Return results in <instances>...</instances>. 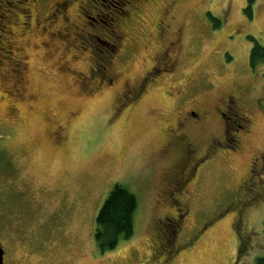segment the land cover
Wrapping results in <instances>:
<instances>
[{
    "label": "rangeland",
    "instance_id": "rangeland-1",
    "mask_svg": "<svg viewBox=\"0 0 264 264\" xmlns=\"http://www.w3.org/2000/svg\"><path fill=\"white\" fill-rule=\"evenodd\" d=\"M166 1L152 0L147 16L134 21V25L141 27L142 36L147 38L153 30ZM124 3V0L36 1L33 22L34 18L44 19L57 6L56 14L45 26L59 25L60 15L68 11L72 19L83 15L96 32L86 36L79 31L80 36L70 41L69 47H65L68 38L54 39L55 51L51 52L49 48L42 49L46 35L30 28L25 36L30 57L27 76L28 82L33 81L35 92L31 102H37L40 94L39 110L21 91L29 85L23 79L19 84L24 65L10 66L14 70L12 101L19 112L4 109L6 98L1 92L0 243L6 264L126 263L130 250H146L152 244L151 239L157 244L156 236L163 229L154 227L155 220L175 210L174 205H166L165 197L187 199L188 189L183 183L172 185L163 178L168 164L163 134L170 129L167 123L175 120L178 110L156 92L157 87L132 113L117 120L113 113L119 100L106 89L92 98L85 97L82 91V96L66 93L69 80L77 71L65 76L66 83L60 73V69L64 72V66L55 63L63 50L65 59L72 53L78 56L74 67L85 71L89 65H95L98 70L107 51L112 52L115 47L111 44L107 47L109 40L106 42L102 34L117 31L116 16H124L118 21L127 19ZM186 4L180 3L173 12L172 29L176 32L182 28L183 37L180 61L171 84L181 87L186 97L200 101L204 95L212 99L232 81L243 83L247 95H253L250 112H245L252 121V133L244 151L248 156L242 162L235 166L228 156L214 159L189 188L190 216L174 239L182 250L174 254L177 259L173 264H256L257 258L264 255V188L257 200L238 209L229 207L238 204L234 199L244 195L236 190L239 172L245 171L249 156L258 154L264 146V99H260L264 96V62L256 69L250 64L251 48L255 44L264 47V0H194ZM76 6L81 7L80 13ZM142 36L135 37L130 48L125 47L127 52L119 64L117 54L112 53L114 65L124 76L132 73L124 66L133 57L135 60L146 55L149 60L159 50L147 43L141 48L140 43H145ZM5 68L6 64L0 65V77ZM95 74V83L103 79L106 82L110 77L109 68L105 71L100 68ZM4 86L1 90H7L8 85ZM209 89L213 91L203 95ZM53 105L63 108L51 112L49 108ZM42 113L53 118L50 132L56 134L59 126L63 128L64 139L51 135L57 141L48 140V126L40 119ZM190 137L201 146L200 134L190 133ZM116 184L137 199L133 235L121 239L116 248L102 252L96 240V219ZM237 216L243 219L242 236L252 233L243 253L240 235L233 229ZM171 231L168 228L166 236Z\"/></svg>",
    "mask_w": 264,
    "mask_h": 264
},
{
    "label": "flooded vegetation",
    "instance_id": "flooded-vegetation-1",
    "mask_svg": "<svg viewBox=\"0 0 264 264\" xmlns=\"http://www.w3.org/2000/svg\"><path fill=\"white\" fill-rule=\"evenodd\" d=\"M192 1L194 0H167L166 4L161 7L162 13L157 21H155L153 30L148 32V37L146 38V35L142 36L141 27L133 23L134 21H139L138 19L143 16H147L152 0H124V5L127 6V19L118 21V19L124 16H116L117 31L115 29L114 32H117V35L113 34L114 32L111 30L107 31V34H102L106 42L109 40L106 46L110 44L115 46L112 52L107 51L105 59L102 60L96 68L98 70L102 68L104 71L109 68L110 77L106 78V82H104L103 79L101 82L95 83L97 81L95 73L98 71L94 69L95 65L94 67L89 65L86 67L85 71H81L74 67V62L78 56L73 53L68 54V57L65 59L62 55V50L60 58L55 60V63L58 64L59 67L64 66L63 73L62 69H60L63 78H65L67 74L71 75L70 73L72 70L77 71V73L72 74L74 76L69 80L70 86L66 88V93L82 96V91L85 93V97L92 98L95 94H102L104 92L103 90L106 89L105 91H107L108 94L110 93L117 101H120L119 106L117 108L115 107L113 113L117 120H119L123 114L128 115L132 113L134 109L144 102L145 98L155 93H153V91L157 87L156 92H159L160 95L162 94L164 99L169 101V105L175 106L178 110L176 114L177 118L174 116L175 120L172 121V123H167V127L170 129L163 134L167 149H164L166 153L165 157L168 162L162 173L163 178L171 182L172 185L183 183V186L188 190L192 189L190 187L196 183L198 176L210 161L214 159L223 160L226 159L223 158L224 156H228V159H232L230 162L236 166L237 162H242L248 156L244 151L250 142L249 135L252 133V128L250 127L252 121L247 113L250 112L252 107L250 98L253 96L247 95V89L243 83L232 81L229 85H226L223 90L215 94L212 99L208 100L204 95L213 91L209 89L203 93L204 100L194 101V98L184 95L185 92L181 87L171 84V79L180 61L181 42L183 37L182 28L176 32L172 29V21L174 19L173 12L180 3H187L186 5H188ZM66 4L68 5V2H66ZM80 9V6H76V10H78L79 13ZM56 12L57 6L52 7L50 13L44 19L40 20V18H34V22L31 19V25L29 29L26 30L27 33L30 28L33 29V27H35L39 33L41 30V34L46 35V40L44 38L42 40L43 50L49 48V51H55L54 47L52 49L53 43L55 40L62 38H68V40L65 41V47H69L68 43L76 40L80 36L79 31L83 32L86 36L92 35L91 32L93 34L96 32V28H93L87 19H84L85 17L83 15L72 19L69 17L68 11L66 13L61 12L59 25L45 26V22H50ZM52 35L54 36L53 38ZM141 36L143 37L142 40L145 42L142 44L140 43L141 48H145L147 43L149 47L158 46L159 50L155 51L153 54L154 57L149 60L146 58V55L136 57L135 60V57H133L124 66L125 70L132 73L131 75L124 76L122 71H119L118 67L114 65L115 58L112 59L114 57L112 53L115 55L117 54L118 57H116V60H118L119 64L124 59L120 60L127 52L126 48H130L135 42H133L135 37L140 39ZM26 44L25 42L24 45ZM26 48L24 47L23 49L26 50ZM145 51L148 50L145 49ZM26 58L28 60L30 57L28 58V56H26ZM27 60H25L27 62V64H25V70L29 73L30 61L28 62ZM164 74L167 75L165 76ZM25 82L29 85L25 87L24 92L28 100L31 99V102L32 94L35 95L33 81L29 80L28 82L27 78ZM65 82L68 83L67 78H65ZM67 86L66 84L65 87ZM83 88H87V90L85 91ZM37 97L38 101L31 102V104L37 106V110H39L40 106H42L40 103V94ZM260 99H264V96H260ZM260 99L256 100L258 104H260ZM7 104L10 111L19 110L16 108L12 109L14 107L13 102ZM60 108H63V106L53 105L50 106L49 109L53 112L55 109L60 110ZM171 112H173V110H171ZM43 113L40 115V119L48 126L46 127L48 136H50L48 140L52 143L57 141L56 138H51V135H59L60 139H64V135H62L63 128L60 129V126L56 134L50 132L51 126L49 124L54 122L53 118L48 114L44 116ZM68 113L69 112H67L66 116L69 115ZM194 132L202 136L200 142L201 146L191 141L190 133L193 134ZM234 132H239L240 135L238 136L236 133L234 134ZM259 149L260 151L258 154L254 153L249 156V163L246 165L245 171L239 172L238 180L236 181V190L244 195L243 197L240 195L239 198H235V203L237 202L238 204H231L229 209H238L245 204H249L251 201L257 200L259 194L262 193V189L264 188V146ZM188 190L186 193L187 199L185 200H183L182 197L177 198L175 196V198H173L171 195H168L163 200L168 206H170L169 203L174 205L175 210L174 213L155 220L154 227L163 229V231L156 236L158 239L157 244L155 240L151 239L152 244L149 248H146V250L142 251V248L130 250L128 253L130 259L128 261L126 260V263L120 262L119 264H173L174 261H176L177 257H175L174 254L182 250V247L178 248L177 240H171L169 238L172 237L173 234L171 235L169 232L166 236V230L171 228L173 230L171 232L175 233L174 239H176L183 229V226L186 225V220L190 216L188 202L191 198V191L188 192ZM249 192L250 195L248 194ZM235 218L236 221L234 222L233 229L242 236L243 223L241 221H243V219L239 216ZM251 234L252 233L247 235L252 236ZM251 239L252 237H250L249 240ZM160 251L166 252V254L163 255L164 257L161 256ZM4 264H6L5 257Z\"/></svg>",
    "mask_w": 264,
    "mask_h": 264
},
{
    "label": "trees",
    "instance_id": "trees-1",
    "mask_svg": "<svg viewBox=\"0 0 264 264\" xmlns=\"http://www.w3.org/2000/svg\"><path fill=\"white\" fill-rule=\"evenodd\" d=\"M36 1L0 0V65L6 64V68L2 70L5 74H1L2 77H0V90L4 84L5 86L8 85L7 90L9 89L8 91L2 89L0 93H4L3 97L5 96L6 98V104L3 106L7 111H10L7 103L13 102L12 99L15 96L11 92L14 85L11 82L14 77V70L10 69L11 64L17 65V63H21L24 65L21 70L19 84L22 79L26 81L28 78V72L25 70V64H27L25 60H27L26 56L28 55L23 48H26V45H24L25 41H27L25 36L28 32L26 33V30L31 25ZM249 6L251 7V5ZM263 62L264 47L255 44L250 51L251 67L256 69ZM21 89L24 93L25 88ZM13 103L15 105V102ZM136 208L137 199L135 195L122 185L116 184L105 200L96 219V240L102 252L116 248L121 239L130 238L133 235V221ZM172 234L173 236L169 238L174 240L175 233ZM250 237V235L240 236L241 253L245 252L248 248ZM256 264H264V255L257 258Z\"/></svg>",
    "mask_w": 264,
    "mask_h": 264
},
{
    "label": "water",
    "instance_id": "water-1",
    "mask_svg": "<svg viewBox=\"0 0 264 264\" xmlns=\"http://www.w3.org/2000/svg\"><path fill=\"white\" fill-rule=\"evenodd\" d=\"M5 250L0 243V264H4Z\"/></svg>",
    "mask_w": 264,
    "mask_h": 264
}]
</instances>
